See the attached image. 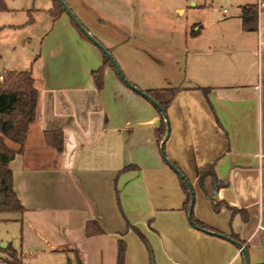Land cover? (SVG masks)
Instances as JSON below:
<instances>
[{"label": "crops", "instance_id": "1", "mask_svg": "<svg viewBox=\"0 0 264 264\" xmlns=\"http://www.w3.org/2000/svg\"><path fill=\"white\" fill-rule=\"evenodd\" d=\"M65 2L130 84L178 90L164 152L194 190L193 215L238 237L249 264H264V8L256 30L245 31L241 7L256 0L199 11L200 23L180 28L152 14L150 0H125L120 13L113 1ZM50 8L49 29L13 45L0 64V72L30 71L38 92L35 121L9 165L24 210L0 217V264L8 246L22 264H118L121 247L122 264H243L231 243L189 224L179 178L157 145V110L110 67L97 89L101 52Z\"/></svg>", "mask_w": 264, "mask_h": 264}, {"label": "trees", "instance_id": "2", "mask_svg": "<svg viewBox=\"0 0 264 264\" xmlns=\"http://www.w3.org/2000/svg\"><path fill=\"white\" fill-rule=\"evenodd\" d=\"M50 1H51V8L49 9L48 14L53 20H56L63 14H66L63 6L59 3L58 0H50ZM63 1L65 2V0ZM5 11H7V8L3 0H0V12H5ZM240 19H241L243 30L255 31L256 22H257L256 6L246 5V6L241 7ZM70 21H71L72 26L79 32V34L83 38L87 39L85 35L76 27V25L71 19ZM27 23H31V20H29V22ZM82 27L84 26L82 25ZM106 50L111 55V51L109 49H106ZM101 55L103 58L102 66L96 71H93L91 73L94 85L97 89H101L103 87L104 68L110 67L115 71L109 59L102 52H101ZM121 82L123 83L122 80ZM139 91L140 93H144L148 95L149 97H151L152 100L156 102V104L159 107V109H156V110L160 116L161 122L157 130L156 137H157V145L160 147V144L162 143L165 137V133H166V125H165V121L162 116V113L167 115V108L169 107L171 101L173 100L178 90H171V91H141L139 90ZM37 103H38V92L34 86V80L32 78L30 71H24V72L1 71L0 72V215L2 214H22L24 210L13 190V177H12V172H11L9 165L14 160V158L17 155L21 154L22 152L29 127L35 121L36 112H37ZM58 138H59L58 140L59 143L56 144L55 146H56V151L60 152V149H61V145H60L61 135L60 134H57V139ZM45 139L49 144L51 143V141L49 140L48 134L45 135ZM171 165H173V167L177 171H179L181 175L183 176V178L181 177H178V178L180 181L181 189L184 194V202H183L182 209L188 216L189 207H190V199H191L189 189L192 190L193 194H194V190L190 182L185 178V176L182 174L179 168L172 163ZM213 167H214V164H211L209 167L205 169L212 171ZM185 181H187V184L185 183ZM201 188L204 190L202 181H201ZM215 189H217V187ZM206 197L210 200V204H211L213 211L217 213L219 211L220 205L215 204L214 201L211 200L207 195ZM236 212L237 211L235 210L233 211V213H236ZM188 221L193 229L203 234H207V235L212 234L211 236L217 237L219 239H221L220 238L221 236L225 238H229L232 241L243 245L244 250L247 252L246 245H244V243L241 242L238 239V237H236L232 233H230L229 235H225L205 225L204 223L200 222L194 217L193 209L191 211V215ZM86 233H87V236H90L91 234L88 231V228H87ZM222 240L226 241L225 239H222ZM4 252L6 253L7 258H8L5 261L6 264H22L23 257L20 256L10 246H8ZM123 255H124V250L121 247L118 253V264H122Z\"/></svg>", "mask_w": 264, "mask_h": 264}, {"label": "rangeland", "instance_id": "3", "mask_svg": "<svg viewBox=\"0 0 264 264\" xmlns=\"http://www.w3.org/2000/svg\"><path fill=\"white\" fill-rule=\"evenodd\" d=\"M107 1H113L117 5V8H113V12L117 10V12L120 13L124 10L123 4L125 0ZM132 1H135L136 3L138 0ZM150 1L153 4L151 7L147 8H150V12L152 14L161 15L162 19L165 18L169 28L176 26L180 28V26L187 25L190 27L193 24L200 23L202 19L199 11L205 10L206 12L214 15H219L223 9L231 12L232 4L230 2H234V4H236L235 1L237 0H228V3H225L224 0H193L198 6L196 9H193L192 5L190 4V0ZM3 2L7 8V11L0 12V64L8 60L9 52L13 45H20V42L22 41H24L25 45H27L28 40L36 38V36L50 27V21L44 12L46 8L51 6L49 0H3ZM37 9L40 10L39 14L34 12ZM178 10L183 11V14L178 13ZM108 11L110 13L112 12L110 8ZM32 19L34 22H32ZM29 20H31V23H27ZM7 22H12L13 24H22L23 22L26 23L24 27H21L17 30H10L4 28ZM120 71L123 74L121 69ZM123 76L127 80L124 74ZM9 215L11 214H2L0 217Z\"/></svg>", "mask_w": 264, "mask_h": 264}, {"label": "water", "instance_id": "4", "mask_svg": "<svg viewBox=\"0 0 264 264\" xmlns=\"http://www.w3.org/2000/svg\"><path fill=\"white\" fill-rule=\"evenodd\" d=\"M59 3L63 6L66 15L74 22V24L76 25V27L85 35V37L100 51L102 52L110 61L111 65L113 66V68L115 69L117 75L119 76V78L123 81V83L132 91H134L135 93L139 94L141 97H143L146 101H148L155 109H159L158 105L156 104V102H154L152 100L151 97H149L148 95L144 94V93H140V91L134 87L133 85H131L123 76V74L121 73L117 63L115 62L114 58L108 53V51L101 45V43H99L98 41L95 40L94 37H92L87 30L82 27L81 22L77 19V17L75 16V14L71 11V9L65 4V2L63 0H58ZM161 111V110H160ZM162 116L164 118L165 121V125H166V133H165V137L162 141V143L160 144V153L161 156L163 157V160L165 161L166 165L169 167V169H171L178 177L183 178V176L181 175V173L179 171H177L173 165H171V163L167 160L166 156H165V152H164V146L165 143L169 137V122L167 119V115H165L164 113H162ZM185 183L187 184V181H185ZM190 191V195H191V199H190V207H189V212H188V219L190 218L191 215V211L193 209V204H194V194L192 192L191 189H189ZM212 235V234H211ZM221 239H225L226 241H228L229 243H231L232 245H234L239 252L242 255L243 258V264H249V260H248V255L247 252L244 250L243 245H241L240 243L234 242L229 238H225L223 236L220 237Z\"/></svg>", "mask_w": 264, "mask_h": 264}, {"label": "built area", "instance_id": "5", "mask_svg": "<svg viewBox=\"0 0 264 264\" xmlns=\"http://www.w3.org/2000/svg\"><path fill=\"white\" fill-rule=\"evenodd\" d=\"M264 8V0H256V10H260ZM223 13H226L224 10Z\"/></svg>", "mask_w": 264, "mask_h": 264}]
</instances>
